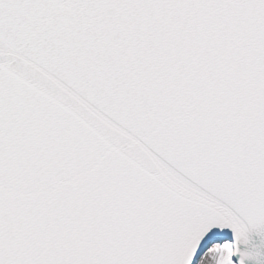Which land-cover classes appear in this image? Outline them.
Listing matches in <instances>:
<instances>
[{
	"label": "snow or ice",
	"instance_id": "obj_1",
	"mask_svg": "<svg viewBox=\"0 0 264 264\" xmlns=\"http://www.w3.org/2000/svg\"><path fill=\"white\" fill-rule=\"evenodd\" d=\"M0 264H264V0H0Z\"/></svg>",
	"mask_w": 264,
	"mask_h": 264
}]
</instances>
